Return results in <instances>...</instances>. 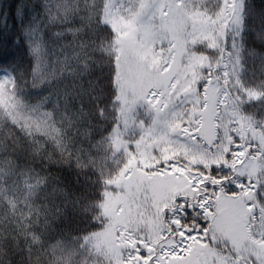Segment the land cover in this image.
<instances>
[{"label": "trees", "instance_id": "obj_1", "mask_svg": "<svg viewBox=\"0 0 264 264\" xmlns=\"http://www.w3.org/2000/svg\"><path fill=\"white\" fill-rule=\"evenodd\" d=\"M117 1L80 0V4L102 9L108 21ZM32 2L0 0V13L8 12L9 5H13L8 21L13 25L11 34L20 28L12 19L15 5L22 3L27 8ZM167 2L173 7L155 24L166 41L179 44L180 38V43H185L190 31L189 7L180 0ZM191 9L210 26L212 39L189 47L185 44L181 60L186 55L195 57L196 67L192 87L182 97L194 95L198 100L195 107L192 104L194 120L217 145V153L224 151L232 136L245 143L248 156L240 159L246 173L248 166L255 167V185L257 180L264 181V159L259 156L264 147V98H257L264 93V43L259 39L264 35V0H205L194 2ZM52 14H56L54 10ZM3 27L7 32V26ZM0 38L7 40V36ZM122 41L114 26L109 30L101 25L94 34L85 33L71 44L57 41L50 45L49 59L59 77L53 90L59 88L66 93L54 122L34 115L24 106L34 103L37 96L31 82L24 88L23 77H19L21 88L11 92L13 75L22 72L32 77L35 73L30 64L31 45L8 44L7 50L18 67L7 68L6 62L7 71L0 73L8 81L9 96L20 103L6 107L0 96V264H118V258L134 251L131 245L123 242L110 251L105 245L108 239H96L117 226L112 221L115 211L111 207L120 205L125 209L126 199L131 202L137 194L144 202L149 194L146 177L165 171V165L178 162L186 167L181 158L170 156L166 147L151 141V133L163 124L164 116L139 97L132 107L120 102L121 68L117 71L116 91H111L109 53L119 43L121 54ZM175 57L172 62L178 66L176 75L182 67ZM143 71L148 70L143 66ZM201 81L209 87L200 90ZM147 148L155 152L148 167L141 156ZM193 159L191 163L214 165L215 154ZM230 165H235V160ZM216 171L221 176L230 174V167L222 163ZM189 173L199 175L195 169ZM224 187L231 189L233 185L228 181ZM247 196L252 199L253 192L249 190ZM145 206L132 242L137 247V241L149 239L158 226L157 205L153 208L147 202ZM142 207L138 204V209ZM245 219L264 230V217L257 216L255 222ZM217 248H223V244L218 242Z\"/></svg>", "mask_w": 264, "mask_h": 264}, {"label": "snow or ice", "instance_id": "obj_2", "mask_svg": "<svg viewBox=\"0 0 264 264\" xmlns=\"http://www.w3.org/2000/svg\"><path fill=\"white\" fill-rule=\"evenodd\" d=\"M12 7L13 5H9L8 12L0 13V37L7 36V40L0 38V70L7 71V68L18 67L13 62L12 52L7 50L8 44H30V64L35 74L32 77H26L22 72L13 75L11 92L16 93L17 89L21 88L19 77H23L24 88L31 82V88L37 96L34 103H25L24 106L34 115L44 119L51 118L54 122L66 93H62L59 88L53 90V83L59 77L57 67L49 59L50 45L57 41H67L71 44L85 33L94 34L101 25L111 30V25L104 19L102 9L95 6L82 7L80 0H33L27 8L22 3L15 5L16 12L12 19L20 28L15 34H11L13 25L8 21ZM146 7L153 9L154 14L158 11L161 18H164L168 16V9L173 5L167 0H155ZM53 10L55 15L52 14ZM242 11L241 8V13ZM261 18L264 24V12L261 13ZM3 25L7 26V32ZM112 35L115 36V33ZM157 38L165 39L164 32L161 31ZM259 39L264 43V35H260ZM151 43L153 48L148 53L151 61L146 64L149 79L143 86L142 99L149 106L155 105L159 112L162 106L170 103L171 92L177 90V83L173 79L176 66L171 60L162 61L155 48V39ZM119 48V43H116L109 53L113 93L116 91V76L120 68ZM65 59L67 60V57ZM6 62L7 68L4 67ZM199 87L203 90L208 88L209 84L201 81ZM0 96L3 97L6 107L20 103L15 96H9L8 81L3 82ZM53 96L56 98L53 99ZM257 98H264V93H260ZM182 123L183 121L181 125ZM181 125L171 124V132L177 135L179 132L186 134L184 147L187 155L199 152L202 156L211 157L215 154L214 165L187 164L190 172L195 169L199 175L185 176L186 187L161 197L160 203H163V207H159L157 203V229L150 233L149 239L141 238L137 241L139 247L129 241L134 251L126 258H118V264H264V230L244 222L240 234L235 235L225 227V218L233 207L238 208L242 216L251 218L253 222L257 216L264 217V181L257 180L253 187L251 173L245 172V166L240 159L241 156H248L245 143L232 136L224 151L217 153V145L198 126V121L193 120L188 127ZM12 127L15 128V125ZM248 147L253 145L249 144ZM252 155L255 156L256 153ZM259 156L264 159V147L260 149ZM231 160H235V165H230ZM222 163L225 167H230V174L218 175L216 169ZM177 170L184 172L185 169L173 164L171 171L150 175L157 178L164 176L166 180H171L172 171ZM228 181L233 185L231 189L224 187ZM249 190L253 192L252 199L247 196ZM246 208H250V211H246ZM153 236L156 238L153 239ZM218 242L223 244V248H217Z\"/></svg>", "mask_w": 264, "mask_h": 264}, {"label": "rangeland", "instance_id": "obj_3", "mask_svg": "<svg viewBox=\"0 0 264 264\" xmlns=\"http://www.w3.org/2000/svg\"><path fill=\"white\" fill-rule=\"evenodd\" d=\"M180 1L189 7L188 13L190 31L186 37L185 43H180V38H177L179 39V44L177 42L169 43L166 39L161 40L157 38L161 30L156 26L155 22L161 14L158 11L154 14L153 9L146 7L149 3H154L155 0H119L112 7L108 21L118 30L123 38L120 49V68L122 69V78L120 80V102L122 104H125L126 102H128L129 105L132 104L130 107H132L135 102L139 101V99L137 100L138 97L142 98L143 86L149 79V72L143 71V66L146 68V64H149L151 61V56L148 54L153 48L151 41L155 39V48L159 52L162 61H172L176 54V48L179 47L177 49L178 56L175 57V59L181 64L182 68L180 72L173 75V79L177 83V90H173L171 92L170 103L166 106H162L159 110L162 118L164 116V122L159 127L160 129L158 128L155 132L151 133V141L157 146L166 147L165 149L169 151L171 154L170 156L181 158L183 160V164L186 165V167H184L185 169L187 168V164L194 161L193 156L196 158H201L203 156L199 152H196L193 155H187L184 147L187 139L186 134L179 132L177 135L171 132V124L181 125L179 121H183L181 125L182 127L190 126L191 121L195 119L192 112V104L195 107L198 103V100L194 95L182 97V94L190 90L192 87V75L196 67V58L186 55L185 58L181 60V55L185 54V44L189 47L197 43L208 42L212 39V32L210 26H208L206 22L191 9L194 2L205 0ZM145 44H147V48H145ZM177 44L178 46H176ZM169 48L171 51H169ZM160 49H164V51H159ZM175 66L177 69L178 66ZM4 81H6V76L0 73V90H2ZM177 91L179 94H177ZM152 107L156 110L155 105H152ZM185 108L186 110H184ZM190 130L191 129L189 127V131ZM166 132L167 135H165ZM137 141H140V137L137 138ZM142 141L143 139L141 142ZM115 142L116 144H119L116 140ZM154 153L155 152L151 148H147L141 153L144 166H149V161H151ZM185 157L187 158L185 159ZM173 164L178 165L179 168H183L178 162H171L168 164L169 167H165L164 170L171 171V166ZM253 170L255 172L254 166H248V173H251V176L254 175ZM172 173L176 174L172 175L171 180H166L164 176L157 178L150 175L146 177L149 183L147 190L153 195L148 196L147 194L144 202H141L142 199L139 197V194H137V197H134L131 202L126 199L125 209H121L120 205L112 206L111 208L115 211V214L112 215L114 218L112 221L114 225L117 226L115 227V230L111 229L104 234V236L96 237V239H108L107 244L105 245L110 251L114 250L116 247L118 248V244L116 243L117 235H115L117 231H122V233L125 234V238L130 241L132 239V233L127 229V227L125 228V226L120 224H132L131 228L136 229L137 222L140 220V214L146 207L145 204L147 202L150 203V206L153 208L156 207L157 203H159V207H161L163 206V203H160V199L167 191L173 192L184 188L183 186L186 181H184V178L178 173H182L184 176L194 175L189 173L186 169L184 172L177 170L172 171ZM170 185L172 186L169 187ZM138 204H143V207L138 209ZM111 208L110 210H112ZM249 209L250 208H246L245 210L248 211ZM126 211L127 213H125ZM245 220L246 219L241 215L240 210L233 207L225 218V227L229 232L239 235Z\"/></svg>", "mask_w": 264, "mask_h": 264}, {"label": "flooded vegetation", "instance_id": "obj_4", "mask_svg": "<svg viewBox=\"0 0 264 264\" xmlns=\"http://www.w3.org/2000/svg\"><path fill=\"white\" fill-rule=\"evenodd\" d=\"M254 187V186H253Z\"/></svg>", "mask_w": 264, "mask_h": 264}]
</instances>
